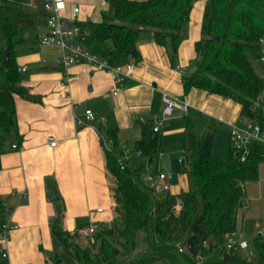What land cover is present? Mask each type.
Masks as SVG:
<instances>
[{"label": "crops", "instance_id": "crops-1", "mask_svg": "<svg viewBox=\"0 0 264 264\" xmlns=\"http://www.w3.org/2000/svg\"><path fill=\"white\" fill-rule=\"evenodd\" d=\"M66 1L67 13L72 4L80 6L78 22L99 21L103 10L109 8V0ZM206 1L195 0L187 37L176 56L169 45L158 43L152 32L141 33L137 42L140 56L131 55L125 60L134 62V73L125 77L115 94L117 84L108 71L83 72L78 64L66 70L59 64L60 47L40 41V34L47 29L44 0H21L13 21V27L22 34L15 47V59L18 68L27 67L19 70L24 73L23 82L40 99L24 98L0 88V106L13 110L16 119L15 130L7 134L0 130V247L8 252L7 256L0 254V264H46L47 251L58 254L56 248L63 243L53 232L52 222L61 204L63 225L69 230L85 233L90 227L98 230L110 223L114 200L103 144L113 147L115 138L116 146L136 156L142 122L161 114L164 93L185 98L189 108L177 110L163 121L161 147L156 155L159 167H165L168 159L183 163L180 154L189 144L191 126L201 132L214 123L218 131L213 147L220 130L228 134L224 142L228 139L229 143L241 104L198 87L186 92L184 87L185 74L193 70L195 43L202 35ZM4 2L0 0L5 12L0 58L8 45L3 37L7 13ZM85 43L89 46L87 37ZM89 47L102 54L101 44ZM253 62L264 77V63ZM87 109L94 112V119L79 123ZM51 137L55 145H51ZM153 164L149 171L164 172ZM188 185L180 177L173 185L176 191L170 192L188 190L184 189ZM53 188L59 195L56 200L51 199ZM245 196L246 203L237 214V238L264 228V160L259 164L258 178L246 182ZM4 225L8 227L4 230L6 238L1 235Z\"/></svg>", "mask_w": 264, "mask_h": 264}, {"label": "trees", "instance_id": "trees-1", "mask_svg": "<svg viewBox=\"0 0 264 264\" xmlns=\"http://www.w3.org/2000/svg\"><path fill=\"white\" fill-rule=\"evenodd\" d=\"M195 0H109L99 21H79L87 29L89 46L101 44L102 55L112 63L139 57L137 42L142 32L169 45L173 56L187 37ZM21 0H5L3 37L11 44L9 61L0 58V88L24 98L39 100L23 82L15 59V47L22 34L13 27ZM201 37L195 43L193 70L184 76L185 91L198 87L241 104L240 120H258L264 127V77L259 61L260 38L264 37V0H207ZM16 129L14 111L0 106V130ZM218 127L212 123L201 132L190 128L184 170L191 187L179 193L158 190L146 181V174L161 147V132L152 118L142 122V136L136 142V156L119 162L124 150L104 143L114 205L109 224L95 232L98 251L82 244V233L63 225L61 204L53 232L74 250L78 264H264V228L247 233L249 253L239 240L227 248L230 235L239 232L237 214L246 203L245 184L259 176L264 160L263 144L253 140L245 160L233 151L230 140L224 157L213 154ZM114 137V135H113ZM3 222H1L2 225ZM91 232V231H90ZM181 242L185 251L180 252ZM46 264H65L55 252L45 253Z\"/></svg>", "mask_w": 264, "mask_h": 264}, {"label": "built area", "instance_id": "built-area-1", "mask_svg": "<svg viewBox=\"0 0 264 264\" xmlns=\"http://www.w3.org/2000/svg\"><path fill=\"white\" fill-rule=\"evenodd\" d=\"M105 3V1H103ZM67 1L66 0H44L43 8L45 10L46 18L45 23L47 26L46 31L40 34V41L43 44H55L60 47L61 53L57 58V62L61 64L66 70L74 64L81 66L83 72L90 70H106L108 71L117 86L114 90L116 94L120 85L123 83L126 76H130L134 73L135 65L133 61H123L119 63H112L111 60L95 51H93L86 43L87 29H83L78 23V16L80 14V6L78 4H72L70 12L67 13ZM260 50L259 61L264 63V37L260 38ZM26 66L19 67L20 71H25ZM67 74L68 72L65 71ZM164 109L159 115H155L154 130L161 131L163 121L170 115H173L177 110L188 111L189 102L181 96H171L168 93L163 94ZM94 119V112L91 109H87L85 118H79V123H89ZM219 119H223L219 117ZM51 145L56 144L54 137H51ZM230 145L236 155L241 160H245L250 148L249 144L253 140H259L263 144L264 153V127L258 120H240L238 119L232 124L230 130ZM15 146V144H14ZM131 158V154L127 151L120 156L119 162L121 166L125 167V162ZM181 162L185 160V157H180ZM169 174L165 172L151 171L146 174V181L155 186L158 190H168ZM1 235L6 238L5 229L8 228L4 225ZM90 231L94 232L96 229L90 227ZM239 240V246L241 249L249 250V242L246 238H237L235 235L228 236L227 248H231ZM177 248L180 252L185 251L184 245L179 242ZM250 251V250H249ZM0 254L7 256V250L0 247ZM151 264H159L154 262Z\"/></svg>", "mask_w": 264, "mask_h": 264}, {"label": "rangeland", "instance_id": "rangeland-1", "mask_svg": "<svg viewBox=\"0 0 264 264\" xmlns=\"http://www.w3.org/2000/svg\"><path fill=\"white\" fill-rule=\"evenodd\" d=\"M4 8L0 6V43L2 40V31H1V26H2V21L4 18ZM221 125V124H219ZM221 128V127H220ZM197 129H201V128H197ZM222 129V128H221ZM228 136V134L225 132V130H220L218 132V135L216 136V140H215V145L213 147V154L215 156H222L224 157L226 155L227 152V147H228V139L224 142L225 140V136ZM218 136H220V138H217ZM230 137V136H229ZM186 154V150H183L181 152V156H185ZM159 157H156L154 160V164L156 167H158V169H162L165 173H169L171 175L170 177V187L168 190L166 191H176L173 190V185L177 184V182L180 180V177H184L185 178V182L189 183L188 186H185L184 189H188L191 187V176L190 174L184 170V164L183 163H178V162H174V160H169L166 163L167 165L165 167H159L157 165V159ZM176 189V188H175ZM97 231V230H96ZM85 232L82 233V237L80 238V241L82 244L88 245L90 247V249L96 253L98 251V239L96 238L95 232ZM56 251L58 252L59 256L62 258L63 262L65 264H78L74 250L70 247L65 246L64 244L60 243V248H56Z\"/></svg>", "mask_w": 264, "mask_h": 264}, {"label": "water", "instance_id": "water-1", "mask_svg": "<svg viewBox=\"0 0 264 264\" xmlns=\"http://www.w3.org/2000/svg\"><path fill=\"white\" fill-rule=\"evenodd\" d=\"M11 52V44L9 43L6 48L4 49V55H3V59H2V65H6L9 61V55ZM59 197L56 188L52 189V193H51V199L52 200H56ZM246 253H249V250L246 249L245 250Z\"/></svg>", "mask_w": 264, "mask_h": 264}]
</instances>
